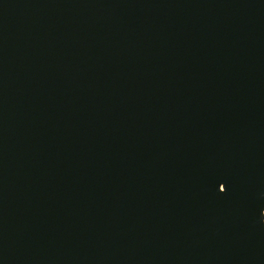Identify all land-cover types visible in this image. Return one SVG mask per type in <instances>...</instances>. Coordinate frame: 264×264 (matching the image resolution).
<instances>
[{"label":"water","instance_id":"water-1","mask_svg":"<svg viewBox=\"0 0 264 264\" xmlns=\"http://www.w3.org/2000/svg\"><path fill=\"white\" fill-rule=\"evenodd\" d=\"M0 264H264V0H0Z\"/></svg>","mask_w":264,"mask_h":264},{"label":"snow or ice","instance_id":"snow-or-ice-1","mask_svg":"<svg viewBox=\"0 0 264 264\" xmlns=\"http://www.w3.org/2000/svg\"><path fill=\"white\" fill-rule=\"evenodd\" d=\"M221 188H222V190H221ZM219 191H220L221 193H224V192L226 191V186H225L224 183H221V184L219 185Z\"/></svg>","mask_w":264,"mask_h":264}]
</instances>
